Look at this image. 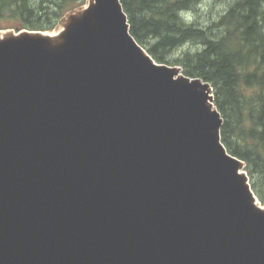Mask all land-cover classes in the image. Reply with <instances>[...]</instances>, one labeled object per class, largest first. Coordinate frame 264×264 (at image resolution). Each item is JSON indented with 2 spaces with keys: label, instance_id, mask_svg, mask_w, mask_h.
Segmentation results:
<instances>
[{
  "label": "water",
  "instance_id": "obj_1",
  "mask_svg": "<svg viewBox=\"0 0 264 264\" xmlns=\"http://www.w3.org/2000/svg\"><path fill=\"white\" fill-rule=\"evenodd\" d=\"M75 12L59 41L0 38V264H264L211 85L157 63L121 0Z\"/></svg>",
  "mask_w": 264,
  "mask_h": 264
},
{
  "label": "trees",
  "instance_id": "obj_2",
  "mask_svg": "<svg viewBox=\"0 0 264 264\" xmlns=\"http://www.w3.org/2000/svg\"><path fill=\"white\" fill-rule=\"evenodd\" d=\"M136 41L158 62L213 88L222 143L245 163L264 206V0H235L211 26L189 21L199 0H121ZM85 0H0V30L53 31ZM216 31V32H213ZM185 50L175 60L170 53Z\"/></svg>",
  "mask_w": 264,
  "mask_h": 264
},
{
  "label": "rangeland",
  "instance_id": "obj_3",
  "mask_svg": "<svg viewBox=\"0 0 264 264\" xmlns=\"http://www.w3.org/2000/svg\"><path fill=\"white\" fill-rule=\"evenodd\" d=\"M88 1L89 0H85V4L81 8L76 10L75 13L80 12L86 6ZM234 1L235 0H199L198 7H196V12H192V14H189V18L188 19H189L190 22H196L199 26H201L203 28L209 27L214 22H216L222 15H224V13L229 9L230 5ZM69 16L70 15H67L64 18L63 22L60 24V26L57 29H55L53 31H50V32L52 33V32L61 31L64 28ZM5 31L12 32V33L15 32L13 30H5ZM213 32H216V31H213ZM201 47H202L201 43H196V45L189 44V45L185 46V48H183L182 50L170 53L171 54L170 55V60L171 61L175 60L185 50L195 51V49L198 50ZM156 62L159 63V64H162V63H160L158 61H156ZM166 65H168V64H166ZM176 67H180L182 69L181 66H176Z\"/></svg>",
  "mask_w": 264,
  "mask_h": 264
},
{
  "label": "bare ground",
  "instance_id": "obj_4",
  "mask_svg": "<svg viewBox=\"0 0 264 264\" xmlns=\"http://www.w3.org/2000/svg\"><path fill=\"white\" fill-rule=\"evenodd\" d=\"M61 33L62 32L58 31V32H52V33L51 32H44V33H40V34L50 36L54 41L55 40L59 41L58 39H59ZM11 34H13V33L8 32V31H0V38L5 39V38L9 37ZM179 76L181 77L182 75H179ZM255 205L258 208L264 209V207L261 205V203L259 202L258 199L255 200Z\"/></svg>",
  "mask_w": 264,
  "mask_h": 264
}]
</instances>
